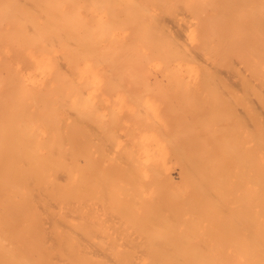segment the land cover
<instances>
[{"label":"bare ground","instance_id":"obj_1","mask_svg":"<svg viewBox=\"0 0 264 264\" xmlns=\"http://www.w3.org/2000/svg\"><path fill=\"white\" fill-rule=\"evenodd\" d=\"M0 264H264V0H0Z\"/></svg>","mask_w":264,"mask_h":264},{"label":"rangeland","instance_id":"obj_2","mask_svg":"<svg viewBox=\"0 0 264 264\" xmlns=\"http://www.w3.org/2000/svg\"><path fill=\"white\" fill-rule=\"evenodd\" d=\"M166 105H168L167 102H165V105H164L163 103H161V107L163 108V110H164V108H165ZM162 108H161V109H162ZM163 114H164V113H163ZM191 118H192V117H191ZM191 118H190V117H186V119L184 118L183 122H184L185 124H187L188 122L191 123V120H190ZM167 120H168V117H166V123H167L168 121H169V123H171L170 120H172V119H171V117H170V119H169L168 121H167ZM130 124H132V122H130ZM167 124H168V123H167ZM171 124H172V123H171ZM124 130H125V129H124ZM123 132H124V131H123ZM230 141H231V142H234L235 145L232 144L231 142H229V145L237 146V143H238L237 138L232 137V139H231ZM175 167H176V165H173V168H174V169H173L172 166H171V170L174 172V173L172 172V174H174V175H173L174 177L177 176V175L175 174V173L177 172V170L175 169ZM176 168H177V167H176ZM175 170H176V171H175Z\"/></svg>","mask_w":264,"mask_h":264}]
</instances>
